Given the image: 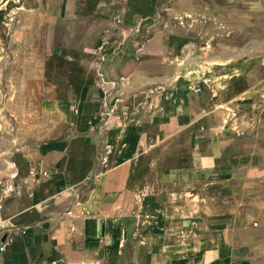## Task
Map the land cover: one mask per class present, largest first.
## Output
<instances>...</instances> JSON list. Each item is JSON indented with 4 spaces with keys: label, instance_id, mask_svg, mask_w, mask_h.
Returning a JSON list of instances; mask_svg holds the SVG:
<instances>
[{
    "label": "crops",
    "instance_id": "1",
    "mask_svg": "<svg viewBox=\"0 0 264 264\" xmlns=\"http://www.w3.org/2000/svg\"><path fill=\"white\" fill-rule=\"evenodd\" d=\"M19 1L12 23L0 7L3 45L40 100L0 145V222L25 231L0 230V264H231L235 218L182 193L264 174L246 149L264 131V65L225 46L186 76L205 47L164 25L173 0ZM100 79L125 116L99 120Z\"/></svg>",
    "mask_w": 264,
    "mask_h": 264
},
{
    "label": "rangeland",
    "instance_id": "2",
    "mask_svg": "<svg viewBox=\"0 0 264 264\" xmlns=\"http://www.w3.org/2000/svg\"><path fill=\"white\" fill-rule=\"evenodd\" d=\"M169 7L170 12L163 11L164 25L206 47L202 51H189L187 63L193 67L185 71L186 76L198 77L206 66L207 55L214 48L225 46L236 48L240 56L251 59L255 65H264V0H173ZM2 20L0 18V145L21 132L24 120L37 117L40 100L23 96L30 93L28 74L23 75L22 67L13 65L11 56H7L3 45L6 27ZM252 135L246 149L254 156V165L263 168L264 173V131H254ZM231 180L228 184H211L182 193V196L200 202L204 208L198 212L235 218L241 229L237 235L238 257L232 259L231 264H264V174ZM172 192H181V189L174 188Z\"/></svg>",
    "mask_w": 264,
    "mask_h": 264
},
{
    "label": "built area",
    "instance_id": "3",
    "mask_svg": "<svg viewBox=\"0 0 264 264\" xmlns=\"http://www.w3.org/2000/svg\"><path fill=\"white\" fill-rule=\"evenodd\" d=\"M0 7L2 8L4 7V9L7 7L9 9L8 13L6 14V20L8 23H12L17 19L18 11L20 10V1L0 0ZM121 80L122 78L119 79V82ZM119 85L120 84L117 81H108L104 79H100L97 85L98 90L100 92L99 99L101 102V108L97 113V117L101 122L109 119L112 116V114H114L117 111L120 113V115L123 116L126 115V111L123 107V99L117 89ZM224 112L226 113L224 117V123L227 124L230 122L231 118L233 117V111L228 108H225ZM47 175H48L47 171L42 173L43 177H46ZM0 230L4 232L2 235V237L5 236L4 238H6V235L9 233H11L12 235L25 233L24 229H17V227H14L8 221L0 222ZM3 251H4V246L0 245V253Z\"/></svg>",
    "mask_w": 264,
    "mask_h": 264
}]
</instances>
